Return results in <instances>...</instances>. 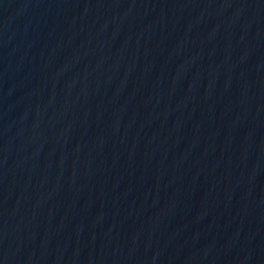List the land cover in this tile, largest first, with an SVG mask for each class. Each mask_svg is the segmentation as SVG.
Returning <instances> with one entry per match:
<instances>
[{"label":"water","instance_id":"obj_1","mask_svg":"<svg viewBox=\"0 0 264 264\" xmlns=\"http://www.w3.org/2000/svg\"><path fill=\"white\" fill-rule=\"evenodd\" d=\"M0 264H264V0H0Z\"/></svg>","mask_w":264,"mask_h":264}]
</instances>
